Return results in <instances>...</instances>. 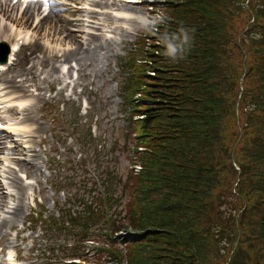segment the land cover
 Returning a JSON list of instances; mask_svg holds the SVG:
<instances>
[{"label": "trees", "instance_id": "trees-1", "mask_svg": "<svg viewBox=\"0 0 264 264\" xmlns=\"http://www.w3.org/2000/svg\"><path fill=\"white\" fill-rule=\"evenodd\" d=\"M167 9L171 35L191 37L183 53L148 51L155 57L142 63L153 76L145 64H125L126 102L142 116L132 120L141 169L123 182L126 216L108 214L116 197L102 179L100 205L67 219L87 223L74 224L83 240L92 226L110 238L133 227L123 254L109 241L121 264H264V0H173Z\"/></svg>", "mask_w": 264, "mask_h": 264}, {"label": "rangeland", "instance_id": "rangeland-1", "mask_svg": "<svg viewBox=\"0 0 264 264\" xmlns=\"http://www.w3.org/2000/svg\"><path fill=\"white\" fill-rule=\"evenodd\" d=\"M63 1L67 4L58 2L62 9L56 10V13L72 20H68L70 30L59 35L51 34L50 40L59 37L58 40L62 43H69L71 47L79 46V54H88L89 59L81 58L77 53L76 57L80 62H85L83 68H80V63L75 59L57 58L54 63L58 67L55 75H61L60 67L66 65L63 70L66 77L62 76L61 82L49 81V77L47 81L43 80L51 74V70L37 65L40 72L38 77L41 78V83L37 85L40 87L31 82H25V86H22L21 77L14 75L12 88L17 90L15 94L25 93L28 101L23 105H32L29 112L34 121H27L23 126L28 130L33 129V133L21 134L22 130L1 132L5 139L2 143L3 151L0 152V194L6 193L4 200L7 202L0 208L1 222L9 215L7 211L15 203L12 194L16 192L14 187H8L10 178L5 170L8 161L3 164V157L7 153H13L9 154V161L20 159L22 164V160L29 155L27 148L31 147L36 153V159H33V163L30 160L32 165H21V169L15 166L21 181L29 185L16 220L0 228V264H9L10 261H15L16 264H121L112 254L109 241L114 240L113 251L119 252L121 249L123 254L124 242L137 234L129 226L118 230L110 238L103 235L104 232L93 231L92 226L88 231V239L83 240L86 231L74 230V224L86 226L87 223L80 218L74 222L67 218L69 215L75 217L87 207L100 205L103 194H100L99 184H102V179H108L110 190L116 197L113 201L111 198L106 201L108 214L117 215L120 220H124L126 216L130 187L123 182L128 174L129 140L132 132L129 133L130 116L127 103L124 102L129 97L127 92L130 87L122 86L125 70L121 71L120 65H125L126 60H141L140 58H144L141 53L143 51L151 52L157 46L165 47L160 44V39L165 34L171 36L167 24L170 17L167 7L173 0H128L130 10L127 12L133 14L136 22L127 18L115 20L118 15L116 6L121 0H96L98 2L92 8L98 12L94 16L97 23L93 22L94 18L88 17L92 16L90 13L75 12V6L81 5L79 0ZM86 1L90 3V0ZM20 15L21 10L17 16ZM0 16H3L6 23V15L0 12ZM76 18H85L87 21L79 23ZM85 22L87 26L84 25ZM46 25L45 22L40 28L30 30L38 31L36 34L42 36L44 33L48 34L49 26ZM235 27L237 33L242 28L238 22ZM68 32L74 34L73 40L65 36ZM2 42V50L7 47L10 51L11 42ZM18 51L19 49L14 53ZM32 54L33 52H29L26 55ZM154 57L151 54L148 59ZM27 60L22 65L28 68L31 65L26 63ZM237 60L240 61L241 57L237 56ZM150 66L152 65H145V73H153ZM7 67L8 64L0 71V75ZM5 73L3 77L6 76ZM10 77L11 73H8L7 78ZM3 82L0 79V94L11 92V85L3 89L6 86ZM241 82L245 87L250 84L249 81L242 80V77ZM139 91H142L141 88ZM10 97L12 95L0 100L4 101L0 104L2 124L8 120L13 123L25 113L28 114V111L22 110L24 107L18 101H6ZM139 97L140 94L135 92L133 98ZM37 126L42 127V130L35 131ZM97 234L102 235L101 240L97 239ZM227 247L219 244L218 253L228 256ZM232 252L233 250L229 257ZM211 256L209 259L215 261L214 255ZM121 260L125 264L124 257Z\"/></svg>", "mask_w": 264, "mask_h": 264}, {"label": "bare ground", "instance_id": "bare-ground-1", "mask_svg": "<svg viewBox=\"0 0 264 264\" xmlns=\"http://www.w3.org/2000/svg\"><path fill=\"white\" fill-rule=\"evenodd\" d=\"M62 2V5L67 4L63 0H50L49 4L47 6L48 9H43L41 6L45 3V1L37 2L36 0H30L26 2V4L22 7L21 10V15L17 16L18 11L21 9V4L22 2H19L17 0H0V12L3 13V15H6L7 22L3 20V16H0V39L2 41H9L11 42L12 46H17L19 41L21 40V45L19 47V51L17 53L11 52L9 57H8V71L5 73L6 76L3 77L1 75L0 79L3 80L6 84L5 87H13V81H14V75L15 76H20L22 82V86H25V82H31L35 86L40 87L37 84H40L41 80L39 75V67H42L44 69L49 68L51 70V74H48V76H45L43 80H48L47 77H49V81H62V76L61 75H55L54 73L57 71V67L54 64L57 61V58H63V59H68L71 58L75 59L80 63V68H83V65L85 62H80L79 58L76 57L77 53H80V47L79 46H74L71 47L69 46V43H62L61 40L52 38L50 40V35L52 36L56 34H60L65 30H70V27L68 26V20L70 19H65L63 17H60L57 13L56 10L62 9L61 6L58 4V2ZM98 1L96 0H90V3L86 0H79V5L75 6V12L80 13H90L92 17L94 18L95 15H97V10L92 8V5L96 4ZM122 2V4L120 3ZM120 3V4H119ZM128 0H121L118 1L117 4V13L118 15L116 16L115 20H127L133 19L132 22H136V18L133 16L132 13L127 12L130 10L128 7ZM116 5V3H115ZM41 8V9H40ZM67 9V8H65ZM127 9V10H126ZM47 11L46 14L44 11ZM42 15V18L39 19L40 24L37 22V19ZM87 16V15H84ZM30 17V18H29ZM96 17V16H95ZM107 19V18H106ZM113 19V18H112ZM79 23H82V21H87L85 18H76ZM95 20V18L93 19ZM105 20V19H104ZM72 22V20H70ZM49 26L48 27V34L42 36L36 34L38 31H31L30 28H33V23H35L36 28H40L44 23ZM94 23H97V20L93 21ZM39 24V26H38ZM46 25V26H47ZM85 26H87V23H84ZM26 28H25V27ZM81 27V25H80ZM84 27V26H83ZM46 30V27H45ZM40 34V33H39ZM67 38L70 40H73L74 34L71 32H68L65 35ZM72 43H74L72 41ZM64 45V46H62ZM33 52L32 55H26L29 52ZM12 55H15L16 57H13ZM25 55V56H24ZM80 55V54H79ZM28 56H31L30 58ZM81 58L87 57L89 59L88 54L85 55H80ZM38 58V60L36 59ZM11 59V60H10ZM28 59V60H27ZM24 60H27L26 63H29L31 66L26 67L22 65V62ZM25 63V64H26ZM39 65V67L37 66ZM2 67V66H1ZM11 73V77L7 78V74ZM65 86V85H64ZM13 89V90H12ZM10 89L11 92H4L0 94L1 99L3 97L12 95L9 100L6 101H18L24 108L22 110L28 111V114L25 113L22 118L17 119L15 122L11 123V121H7L6 123L2 124L3 122L0 123V152L3 151V141L4 137L1 135V132H6V131H12V130H22V133H33V129L28 130L27 127L23 126L27 121H34V117L30 115L29 109H31L32 105L29 104H24L28 99L25 98V93H21L16 95V89L12 88ZM2 90H0L1 92ZM4 102L1 101L0 104ZM2 128V129H1ZM6 128V129H5ZM37 130H42V127L37 126L35 129ZM26 142V141H25ZM29 155H26V158L22 160V164L20 163L21 160L17 159L9 161L10 155L13 153H7V156L3 157V164H6V161H8V165L6 166L5 170L8 171L10 182L8 187H14L16 189L15 194H12V199L15 201L13 206H10V210L7 211L9 214L7 217H4L2 222L0 221V228L4 226L5 224H11L16 220L17 214L21 211V202L25 196L26 193V188L28 187V184L24 183L21 181V178L18 176L17 171L15 170V166H19V169L23 168L21 165H32L33 159H36V153L33 148H27ZM14 152V151H13ZM16 153V152H15ZM32 160V163L31 161ZM2 163V162H1ZM23 170V169H22ZM24 171V170H23ZM16 174V175H15ZM3 182V181H2ZM4 195L0 194V208L4 205H6V201L4 200ZM1 254V252H0ZM12 260V259H10ZM12 263V262H11Z\"/></svg>", "mask_w": 264, "mask_h": 264}, {"label": "clouds", "instance_id": "clouds-1", "mask_svg": "<svg viewBox=\"0 0 264 264\" xmlns=\"http://www.w3.org/2000/svg\"><path fill=\"white\" fill-rule=\"evenodd\" d=\"M162 39L166 48V55L175 58L183 53L191 37L185 29H180L179 34H172L171 36L165 34Z\"/></svg>", "mask_w": 264, "mask_h": 264}]
</instances>
